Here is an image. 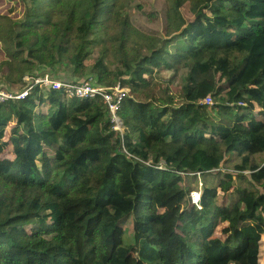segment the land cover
<instances>
[{"label": "trees", "instance_id": "trees-1", "mask_svg": "<svg viewBox=\"0 0 264 264\" xmlns=\"http://www.w3.org/2000/svg\"><path fill=\"white\" fill-rule=\"evenodd\" d=\"M16 1L21 18L0 15L4 82L23 91L46 70L129 96L122 135L99 99L63 89L0 103V264H259L264 0H163L162 35L123 0Z\"/></svg>", "mask_w": 264, "mask_h": 264}, {"label": "rangeland", "instance_id": "rangeland-1", "mask_svg": "<svg viewBox=\"0 0 264 264\" xmlns=\"http://www.w3.org/2000/svg\"><path fill=\"white\" fill-rule=\"evenodd\" d=\"M123 3L125 5L126 14L130 17L132 23L137 28L141 29L144 32L147 33H154L157 35H162L164 32V20H163V11H164V2L163 0H123ZM138 7H141V10L138 9ZM183 15L185 18H190L186 7L182 9ZM7 14V16L13 17L15 20H18L21 18L22 14V6L20 2H17L16 0H0V15ZM154 14L153 17L148 18L147 15ZM1 46V44H0ZM96 55L93 54L87 61L86 64L91 63L92 59L95 58ZM171 76V73L169 72H163L160 74V79L169 78ZM1 77V73H0ZM38 80H43L47 78L49 81H64V78L62 80H58L55 76H51L47 73L46 70H42L38 72ZM77 83V85L83 84L85 82H91L90 80H72ZM161 82V81H159ZM179 78L173 79L172 84L169 87V90L173 95L176 94L178 88H179ZM163 88L166 87L165 83H162L160 85ZM44 87V86H43ZM50 87V86H48ZM0 88L4 91H13V92H20L14 89L13 86H9L8 83L4 82L3 79L0 78ZM45 88V87H44ZM47 89V88H46ZM206 105V102H204ZM170 109L174 108V105H166ZM164 106V107H166ZM182 106H186V104H183ZM13 126V123H10L7 129L5 130V140H7L10 137V128ZM8 151L7 149L5 152ZM8 153V152H6ZM5 156H7L5 154ZM125 231V238H132V235L130 233L129 226H126ZM264 255V243L262 244L260 256ZM261 264H264V261L261 262Z\"/></svg>", "mask_w": 264, "mask_h": 264}, {"label": "built area", "instance_id": "built-area-1", "mask_svg": "<svg viewBox=\"0 0 264 264\" xmlns=\"http://www.w3.org/2000/svg\"><path fill=\"white\" fill-rule=\"evenodd\" d=\"M48 73V72H47ZM53 75L52 73H48ZM38 73L33 75H27L23 77V81L27 84L25 90L20 92L4 91L0 88V103H4L8 100L23 99L27 92L33 87L38 86L44 89L61 90L67 98L79 99V100H94L99 99L105 106L107 112V118L110 124V130L123 134V126L119 117L118 111L124 99L129 96V90L119 83L114 86L95 85L92 82H85L77 85L76 82L68 81H49L47 78L38 80ZM54 76V75H53ZM44 86V87H43ZM50 86V87H48ZM210 104L209 99L205 101ZM205 104V103H204ZM190 201L193 205H196L200 198V190L191 191L189 193Z\"/></svg>", "mask_w": 264, "mask_h": 264}, {"label": "crops", "instance_id": "crops-1", "mask_svg": "<svg viewBox=\"0 0 264 264\" xmlns=\"http://www.w3.org/2000/svg\"><path fill=\"white\" fill-rule=\"evenodd\" d=\"M58 80H60V79H58ZM192 191H194V190H192ZM190 199V198H189ZM263 238H264V236H263ZM264 240V239H263ZM264 261V256H262L261 255V258H260V260H259V264H261V262H263Z\"/></svg>", "mask_w": 264, "mask_h": 264}, {"label": "bare ground", "instance_id": "bare-ground-1", "mask_svg": "<svg viewBox=\"0 0 264 264\" xmlns=\"http://www.w3.org/2000/svg\"><path fill=\"white\" fill-rule=\"evenodd\" d=\"M207 99H208V98H207ZM205 101H206V100H205ZM205 101H204V102H205Z\"/></svg>", "mask_w": 264, "mask_h": 264}]
</instances>
